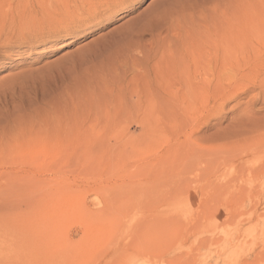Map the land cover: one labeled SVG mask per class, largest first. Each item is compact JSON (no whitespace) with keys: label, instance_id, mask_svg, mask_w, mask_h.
<instances>
[{"label":"rangeland","instance_id":"rangeland-1","mask_svg":"<svg viewBox=\"0 0 264 264\" xmlns=\"http://www.w3.org/2000/svg\"><path fill=\"white\" fill-rule=\"evenodd\" d=\"M0 264H264V0H0Z\"/></svg>","mask_w":264,"mask_h":264}]
</instances>
